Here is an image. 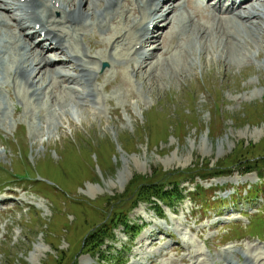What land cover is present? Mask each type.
I'll list each match as a JSON object with an SVG mask.
<instances>
[{"label":"rangeland","instance_id":"374dc122","mask_svg":"<svg viewBox=\"0 0 264 264\" xmlns=\"http://www.w3.org/2000/svg\"><path fill=\"white\" fill-rule=\"evenodd\" d=\"M89 3L95 5V0ZM84 8L90 13L93 7ZM255 21H233L242 43L225 37L235 54L221 45V35L214 42L212 37L202 40V47L208 40L203 50L184 33L192 43L185 40L165 64L157 60L158 54L145 65L137 61L142 67L138 74L120 64L127 66L122 75L111 68H118L110 47L117 48L118 39L102 47L98 42L107 32L93 26L89 35L99 47L92 52H104L98 54L104 62H95L98 73L92 85L76 81L72 88L93 90L94 98L86 94L83 99L63 85L55 89L58 98L49 95L38 101L22 91L23 83H15L14 74L0 70V200L10 190L21 195L0 207V264H112L113 259L104 257L106 263H99L96 254L86 253L85 237L108 212L115 216L121 209H129L127 219L134 228L116 231V240L102 248L105 252L111 245L120 252L117 264H214L218 257L221 264H227L225 259L243 264L251 256L264 259V192L255 189L256 173L242 176L250 164L239 162L264 155V30L255 28ZM100 22L99 27L105 24ZM41 41L42 48L50 46ZM87 41L77 46L82 53L90 51ZM149 46L147 51L157 47ZM51 56L64 67L58 61L61 53ZM142 56L151 58L146 51ZM107 71L113 74L108 80ZM25 168L33 176L52 177L63 190L8 182L12 173ZM169 173H179L173 179L186 196L182 204L170 201L174 213L164 205L130 204L134 178ZM195 182L202 185L199 191ZM251 186L261 198L249 206L254 199L247 193ZM107 199L117 200L112 204ZM87 202L92 206H85Z\"/></svg>","mask_w":264,"mask_h":264},{"label":"bare ground","instance_id":"6f19581e","mask_svg":"<svg viewBox=\"0 0 264 264\" xmlns=\"http://www.w3.org/2000/svg\"><path fill=\"white\" fill-rule=\"evenodd\" d=\"M89 1L0 0V69H5L12 76L14 72V82L16 83L17 79H21L23 88L19 85L27 95L31 94L34 98L38 99L43 93L42 98L40 100L38 99V101H42L43 98L51 95L56 87L62 86L61 81H57L56 77L58 76H61V79H66L64 83L70 81L73 83L79 80L87 84V86L92 85L93 77L98 73L95 69L97 65L95 62H104L103 57L99 56L104 54V52L96 54L92 52V49L98 48L99 46L91 42L93 35L86 33L88 20H91V24L89 25L91 28L97 26L95 30L105 33L103 32L105 29L107 32V38L102 36L103 40L98 42L102 47H104V43H113L114 39H118L115 42L117 48L114 49L113 45L110 47L111 50L115 51L112 58L118 65L117 68L113 64L111 68L117 69L119 75L125 73L124 67L127 66L133 67L135 74L139 73L142 67L137 69L131 64L136 61L137 56L142 50V46L138 47V45L140 46L142 42L147 40L157 44L154 50L147 51L151 55L150 61L154 60L156 55L158 57V54H160L157 60L165 64L167 62L166 59L173 57L174 52H177L178 49L186 44L185 40L187 38L186 36L184 37V33H188L187 37L188 35L193 36L194 40L198 41V44H200L203 50L205 49L204 46L206 47L208 45V40L203 43V47L202 40L211 39L212 37L214 38V42L216 39L220 40L218 36L221 35V45H225V47L222 45L224 49H229L232 54H235L234 47H230L231 43L225 37L227 36L241 41L238 32L233 30V28L235 29L234 20H239V23L245 22L246 20H260L261 22L255 21L253 23L256 24L255 28L259 31H261V26L264 30V0H255L254 4H250L249 0H241V4L237 9H234V7L228 4L221 11L217 8L225 4V0H209V3L212 2L215 4L214 7L206 5L203 2L204 0H95V6L98 3H102V7L106 6L103 13L105 15H101L103 8L96 6V9L91 11L93 13L91 17V12L89 13V10L84 8L87 4H90ZM6 9L8 12H3ZM96 12H99L96 16L98 23L100 22L99 19H102L101 22L105 23L104 25H100L102 31L98 29V23L92 22L95 16L94 13ZM55 13L60 14L59 19L56 18ZM110 16H113L112 20L107 22ZM118 18L123 28L118 25ZM150 25H155L160 32L153 33L151 37L147 38L146 33L148 34ZM135 29L137 33L133 34L132 30ZM43 33L44 39L50 42L51 48L47 50L35 44V37L37 35L42 36ZM77 38H81L83 41H86L88 38L86 42L90 50L88 53H82L84 51L82 48L81 50L79 47L74 46L76 45ZM188 40L187 43H189ZM221 45L218 47H221ZM50 49L52 51L54 49L55 51L63 49L66 54L65 59L69 61L67 63H70V61L76 63L75 65L70 64L74 65L73 67L76 66L77 75L61 72L62 67L55 64V59L51 57L52 53H49L51 51ZM118 51L120 53L116 54ZM131 53L132 55H130ZM97 55L98 57H96ZM224 57L226 56L224 55ZM109 58L111 57L108 56ZM59 60L63 64L66 63L64 58ZM147 63L148 61L144 65ZM80 69L81 72L79 73ZM110 73L107 71L105 74L107 80L113 75ZM50 75H53L52 81L48 82L47 77ZM54 76L56 77L54 78ZM124 80L125 82L127 81L126 78ZM67 87L68 89H74L72 86ZM49 90L50 92L48 93ZM74 91L79 93L83 99L87 98L85 96L86 94L91 98L96 97V95L94 96L95 93L93 90L86 92L74 89ZM12 194L15 193L12 192ZM12 200L13 197L9 196L7 199L0 201V203L9 204ZM218 259L220 261L222 258L218 257ZM219 261L216 258L213 263L221 264ZM225 261L227 264H239L231 260L228 262L225 259ZM262 261L264 259L251 256L249 263L262 264ZM249 263L248 259H244L243 264Z\"/></svg>","mask_w":264,"mask_h":264},{"label":"trees","instance_id":"16d2710c","mask_svg":"<svg viewBox=\"0 0 264 264\" xmlns=\"http://www.w3.org/2000/svg\"><path fill=\"white\" fill-rule=\"evenodd\" d=\"M248 115L250 116V114ZM169 137L170 135L168 136V138ZM245 150L246 149H244L242 152H245ZM242 161H246L248 164H250V166L248 167L249 170H252V167H254L252 165H256L255 167L259 166V169L264 168V155H256L253 158H243L239 162H242ZM235 165L236 163L232 164L231 166H235ZM226 167L227 166H224V167L222 166V167H219V169L224 170V168ZM56 171L59 173L57 169ZM206 171L213 172L214 169H206ZM177 175H179V173H172V174L169 173L166 176L159 177V178H156L158 177L157 174H154L152 177H147V178H144V177L134 178L132 185H135V186H134L133 191L129 194L128 199L131 198L133 195H135V197L132 199L133 201L131 200L132 202H130V204L133 205L134 202H137V205H138L140 202H142V203L151 204L155 207L156 206L159 207L160 205L157 203V200H158L164 206L172 208L171 207L172 204L170 203V201L174 199L176 201L178 200L183 201L185 197L183 196V192L181 188L179 187L180 186L179 181H177V179H173V177ZM55 178L59 180V177L57 175H55ZM49 179H51L54 182L52 177L48 178V180ZM10 180H12V177ZM42 183H41V189H43L44 191L49 190L48 186L44 182ZM54 183H57V182H54ZM168 185H170L172 189L170 190L166 189ZM116 200L107 199V203L111 202L113 204L114 201ZM88 204L89 205H85V206H92V203H88ZM128 210L123 211L121 209L120 211H118L119 214L116 213L115 216L110 215V212H108L104 216V218H106L104 223H103V220H104L103 218L102 220L94 224V227H92V229L87 232L88 235H86L85 237L86 238L85 242L87 243L86 245L88 247V250L86 253L96 254L95 256H98L100 254L98 257L101 263H106V261L103 259L104 257L106 259H113L114 261L112 262V264H117L118 261H120L119 256H121V254L119 251L108 249V244H107V249H108L107 251L103 252L102 248L103 246H106L107 242L109 241L113 242V239H115L114 230L117 229L119 225H123L126 231L134 228V226L129 224V221L127 219L128 218L127 215L130 213V211ZM117 217L120 218L118 224H116L115 222L118 219Z\"/></svg>","mask_w":264,"mask_h":264}]
</instances>
